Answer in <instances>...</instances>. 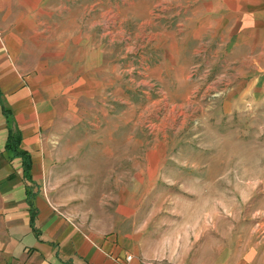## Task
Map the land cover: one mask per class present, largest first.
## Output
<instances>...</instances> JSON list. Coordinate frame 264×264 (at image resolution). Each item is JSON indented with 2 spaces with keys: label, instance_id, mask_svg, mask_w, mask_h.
<instances>
[{
  "label": "rangeland",
  "instance_id": "1",
  "mask_svg": "<svg viewBox=\"0 0 264 264\" xmlns=\"http://www.w3.org/2000/svg\"><path fill=\"white\" fill-rule=\"evenodd\" d=\"M209 1L0 0V34L49 100L40 187L62 215L146 262L264 264V98Z\"/></svg>",
  "mask_w": 264,
  "mask_h": 264
},
{
  "label": "crops",
  "instance_id": "2",
  "mask_svg": "<svg viewBox=\"0 0 264 264\" xmlns=\"http://www.w3.org/2000/svg\"><path fill=\"white\" fill-rule=\"evenodd\" d=\"M208 5L225 17L234 81L249 87L245 93L264 98V0H210ZM37 86L35 77L20 71L0 34V231L15 263L157 264L140 258L131 237L83 231L43 194L49 100L36 94ZM212 262L233 264L231 250L219 251Z\"/></svg>",
  "mask_w": 264,
  "mask_h": 264
},
{
  "label": "built area",
  "instance_id": "3",
  "mask_svg": "<svg viewBox=\"0 0 264 264\" xmlns=\"http://www.w3.org/2000/svg\"><path fill=\"white\" fill-rule=\"evenodd\" d=\"M131 258H132V256H131V255H128V256L126 257V260L129 261V260H131Z\"/></svg>",
  "mask_w": 264,
  "mask_h": 264
},
{
  "label": "trees",
  "instance_id": "4",
  "mask_svg": "<svg viewBox=\"0 0 264 264\" xmlns=\"http://www.w3.org/2000/svg\"><path fill=\"white\" fill-rule=\"evenodd\" d=\"M28 165V164H27ZM29 166V165H28ZM30 201V200H29ZM30 203H31V201H30Z\"/></svg>",
  "mask_w": 264,
  "mask_h": 264
}]
</instances>
